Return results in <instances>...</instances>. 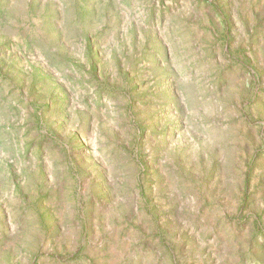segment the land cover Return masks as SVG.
<instances>
[{
    "label": "rangeland",
    "instance_id": "374dc122",
    "mask_svg": "<svg viewBox=\"0 0 264 264\" xmlns=\"http://www.w3.org/2000/svg\"><path fill=\"white\" fill-rule=\"evenodd\" d=\"M0 264H264V0H0Z\"/></svg>",
    "mask_w": 264,
    "mask_h": 264
}]
</instances>
